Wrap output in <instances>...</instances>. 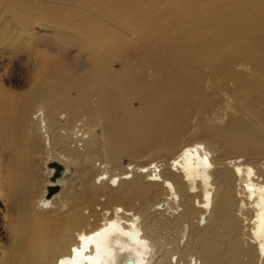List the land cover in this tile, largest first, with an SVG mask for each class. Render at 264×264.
Wrapping results in <instances>:
<instances>
[{
    "label": "bare ground",
    "instance_id": "1",
    "mask_svg": "<svg viewBox=\"0 0 264 264\" xmlns=\"http://www.w3.org/2000/svg\"><path fill=\"white\" fill-rule=\"evenodd\" d=\"M146 1L158 6V0ZM247 1L241 0L237 9ZM187 12L192 13L191 16L188 17ZM163 13L169 15L165 22L161 20L162 14L154 10L145 13L142 7L138 8V15H143L145 20L140 24L144 29L136 33L137 36L144 37L150 32L158 38L160 32L173 29L184 40L178 48L181 54L197 64L207 62L217 69L232 56L254 52L249 18L230 12L204 17L188 7ZM126 15L134 18L132 13ZM200 23L210 26V32L194 36ZM78 35L65 40V44H74L86 51L102 45L101 39L89 36L88 31ZM128 41L122 34L121 39L112 41L111 45L125 47ZM229 43L232 51L216 60L217 52H222ZM168 68L159 66L155 77L158 73H167ZM81 70L77 73L85 75L86 69ZM65 74L69 75V71L59 70L53 76L63 82ZM225 76L233 78L236 74L232 70ZM170 78L168 85L152 90V97L147 96L151 86L133 79L130 85L121 84L119 88L124 89L118 90L119 98L132 100L137 96L144 103L141 110L131 107L127 114L134 144L141 147L159 141L172 143L175 152L170 163L164 166L158 162L135 164L114 173L101 162L97 165L99 159L95 156H102L94 153L88 123L61 125L57 109L62 106L59 88L57 94L49 98L50 107L41 102L32 114L28 107L23 109L21 117L10 110L7 117L0 116V264H264V161L243 156L230 160L215 158L211 146L204 141L180 142L169 113L179 101L186 100L189 93L184 79L178 75ZM116 83L119 86L117 81L108 82L103 93L111 111L115 110L112 86ZM100 84L101 81L98 87ZM98 87L93 83L88 86V79L82 86L88 93ZM69 98L74 104L82 99ZM87 100L85 97L84 101ZM253 122L260 124L257 119ZM251 135L245 128L235 129L234 125L222 129V137L231 142L229 146L233 149L260 153L263 147L254 142ZM106 140L115 149L116 142H123L125 138L107 135ZM39 143L44 145L49 157L43 165L48 162L50 169L44 172L42 165L43 177L48 181L35 193L29 151ZM106 153L111 155L107 149ZM73 167L98 197L101 188L102 193L118 194L124 187L128 190L127 198L142 196L145 200L152 197L160 200L161 194L167 197L159 203L131 204L129 208L119 202L105 213L102 208L100 211L94 208L85 214L84 208L67 205L71 179L68 181L65 177ZM144 177L148 178L146 182H143ZM90 216L95 219L91 221ZM187 225L198 231L199 236L193 243L188 236L182 246ZM212 227L215 239L206 236ZM220 228L224 235L219 234ZM221 239H229L227 249H223Z\"/></svg>",
    "mask_w": 264,
    "mask_h": 264
},
{
    "label": "rangeland",
    "instance_id": "2",
    "mask_svg": "<svg viewBox=\"0 0 264 264\" xmlns=\"http://www.w3.org/2000/svg\"><path fill=\"white\" fill-rule=\"evenodd\" d=\"M240 2L241 0H158L156 6L146 0H0V116L7 117L10 110L21 117L23 109L27 110L28 107L32 114L41 102L50 107L49 98L52 94L56 95L59 88L62 96L59 103L62 106L57 109L61 125L67 127L72 123H88V134L93 135L91 145L94 153L102 156H95L99 159L97 165L101 162L114 173L127 170L129 165L135 164L158 162L164 166L170 163L175 152L172 143L159 141L141 147L134 144L127 114H130L131 107L141 110L144 103L137 96L132 100H123L118 97V90L124 89L119 88L121 84L128 86L133 79L151 86L147 96L152 97L154 88L168 85L170 76L178 75L185 80V90L189 96L186 100L179 101L172 113H169L177 139L186 143L204 141L211 146L215 158L230 160L243 156L263 162L264 0H248L239 10L237 5ZM140 7L145 13L154 10L162 14V22L169 18L168 14L163 13L164 10L181 11L186 7L194 8L197 15L204 17L230 12L249 18L250 41L254 52L232 56L220 69L212 68L207 62L204 65L197 64L194 59L179 52L178 48L184 40L173 29L160 32L158 38L150 32L144 37H138L136 33L144 29L140 24L145 20L143 15H138ZM127 13H132L134 18L128 17ZM191 14L187 12L188 17ZM210 29L207 24L200 23L194 36L208 34ZM84 31H88L89 36L99 37L102 45L86 51L80 46L65 44V40L79 36ZM120 34L128 38V45L116 48L111 42L121 39ZM131 47L135 48L132 51L127 49ZM231 49L232 45L226 44L222 52H217L216 60H220V56L232 51ZM64 64L72 70H67ZM161 65L169 66L168 72L173 73H158L159 76L155 77L157 68ZM59 70L69 71L63 82L53 76ZM79 70H85L86 74H78ZM229 70H233L236 76L226 77ZM216 71L219 73L216 74ZM152 77H155L154 83L151 81ZM87 79L88 86L93 83L97 88L99 81L102 84L98 90L88 93L82 88ZM112 81L119 83V86L117 83L112 86L115 88L113 111L108 109L110 103L103 94L107 83ZM69 97L74 100L80 97L82 99L74 104ZM85 97L87 102L84 101ZM103 106H106L105 109ZM143 115L146 116L147 113ZM254 118L261 125L254 123ZM229 120L231 121L228 122ZM231 125L235 129L245 128L250 131L253 141L261 145L263 151L256 154L250 149L239 151L230 147L231 142L222 137V129ZM107 135L125 138L123 142H116L115 149L122 148L113 155L111 152L115 149L106 140ZM106 149L111 155L106 153ZM47 158L46 148L41 143L29 151L30 170L36 181L35 193L39 192L47 180L42 174V165ZM43 168L47 172L50 169L49 163L45 162ZM65 179H71L67 205H78L84 208L85 214H89L94 208L98 211L102 208L105 213L106 209L113 210L119 202L129 208L131 204L145 206L148 202L150 205L159 203L167 197L166 194H161L160 200L154 197L145 200L142 196L127 198L125 193L128 190L125 187L118 194L102 193L101 188L98 191L101 196L98 197L76 174L74 167ZM147 179L144 177L143 182ZM86 201L91 203L86 205ZM94 219V216H90L91 221ZM190 229L188 225L185 227L183 235L186 234V237L181 245L188 236L192 243L199 236L198 231ZM214 230L215 228H210L206 236L215 239ZM219 234L224 235L222 228L219 229ZM221 240L223 249H227L229 239Z\"/></svg>",
    "mask_w": 264,
    "mask_h": 264
}]
</instances>
